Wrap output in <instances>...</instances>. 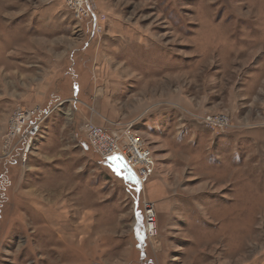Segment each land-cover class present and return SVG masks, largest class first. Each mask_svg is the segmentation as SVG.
Wrapping results in <instances>:
<instances>
[{
    "label": "rangeland",
    "instance_id": "374dc122",
    "mask_svg": "<svg viewBox=\"0 0 264 264\" xmlns=\"http://www.w3.org/2000/svg\"><path fill=\"white\" fill-rule=\"evenodd\" d=\"M94 3L95 36L66 0H0V153L17 107L50 114L0 159V264H264V0ZM90 126L139 134L143 186Z\"/></svg>",
    "mask_w": 264,
    "mask_h": 264
},
{
    "label": "built area",
    "instance_id": "2783aa9c",
    "mask_svg": "<svg viewBox=\"0 0 264 264\" xmlns=\"http://www.w3.org/2000/svg\"><path fill=\"white\" fill-rule=\"evenodd\" d=\"M66 6L77 23L91 22L94 36L103 32L105 17L98 13L94 0H66ZM39 115H42L40 107L32 109L17 107L14 110L9 119L6 134L3 137L1 160L8 161L17 152H21L22 161H27L32 146L41 135L43 124L50 114H44L39 120L34 121V118ZM217 121L222 124L225 122V118H217ZM121 129H123L121 133H112L102 127L90 126L88 137L91 147L105 160L114 158L123 160L143 186L144 181L152 176L155 171V159L152 152L145 147L142 138L132 127ZM149 225H154V228L149 232L150 238V236H154L153 232L155 230V216L151 210L147 211L145 216V227Z\"/></svg>",
    "mask_w": 264,
    "mask_h": 264
},
{
    "label": "bare ground",
    "instance_id": "6f19581e",
    "mask_svg": "<svg viewBox=\"0 0 264 264\" xmlns=\"http://www.w3.org/2000/svg\"><path fill=\"white\" fill-rule=\"evenodd\" d=\"M149 214H151V213H149ZM152 228H154V225H149L148 227L146 226L148 236H149V232L152 230Z\"/></svg>",
    "mask_w": 264,
    "mask_h": 264
},
{
    "label": "crops",
    "instance_id": "0c3cea01",
    "mask_svg": "<svg viewBox=\"0 0 264 264\" xmlns=\"http://www.w3.org/2000/svg\"><path fill=\"white\" fill-rule=\"evenodd\" d=\"M77 89H78V91L80 92L81 89H80V88H77ZM124 164H125V163H124Z\"/></svg>",
    "mask_w": 264,
    "mask_h": 264
},
{
    "label": "snow or ice",
    "instance_id": "6c2138e0",
    "mask_svg": "<svg viewBox=\"0 0 264 264\" xmlns=\"http://www.w3.org/2000/svg\"><path fill=\"white\" fill-rule=\"evenodd\" d=\"M129 178H133V177H129Z\"/></svg>",
    "mask_w": 264,
    "mask_h": 264
}]
</instances>
